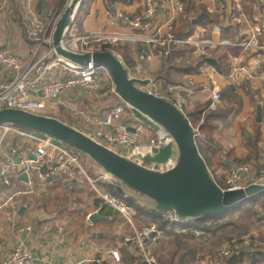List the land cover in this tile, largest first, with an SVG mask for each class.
<instances>
[{
    "label": "built area",
    "instance_id": "built-area-1",
    "mask_svg": "<svg viewBox=\"0 0 264 264\" xmlns=\"http://www.w3.org/2000/svg\"><path fill=\"white\" fill-rule=\"evenodd\" d=\"M45 1L50 2V0ZM186 2L187 0H176L172 3V9L169 11L173 15L157 27L153 23L158 9L156 0H143L144 9L138 14L131 15L118 9L112 11V20L133 29L131 34L105 30L81 33L73 22L66 30L62 43L75 52L85 53L86 51H102L103 46L115 47L124 42H131L140 46L139 58L142 61H151L162 56L168 57L173 44L180 47L189 46L191 49L183 54L187 64H191L199 57H209L213 50L226 51L229 47H240L250 51L264 49V43L261 40V35L264 33V0H255L259 9L255 20L248 17L241 0H236L235 4H220L218 9L220 14H226L228 21L246 29L243 39L238 40L206 36L205 29L192 32L185 38L177 37L173 20L184 14ZM26 4L29 12L26 15L25 35L29 41H34L37 45L29 60L25 62L17 52L1 44L2 29L0 27V66L11 69L14 73L12 78L0 81V109L19 108L33 114L46 115L48 105L56 104L61 97L60 94L73 87H79L85 94L92 96L108 92L118 99L116 104L100 114L73 108L72 113L81 118L82 124L72 126L96 142L138 164L146 163L145 166L158 171L173 167L176 164L179 148L171 132L161 124H158V130H153L139 121L134 114L130 115L127 121L124 120L128 112L127 108L131 107L122 102L110 72L105 69V72L101 73V68L104 67L96 66L93 61L83 66L58 55L52 43V36L55 23L61 14L55 13L48 19L39 14L33 0H26ZM8 5V0H0V13ZM219 28L220 26H215L213 30L217 31ZM44 46H47V49H44ZM228 56L230 57L227 74L230 82L243 84L253 79L254 73L248 61L234 54ZM209 65L212 64L203 63L199 70L204 72ZM148 80L147 84L141 83L139 86L156 96L165 97L186 114L187 102L182 92L172 87L162 89L158 80L151 78ZM209 92L207 109L220 110L223 101L220 87L215 85L209 89ZM262 101L264 102V97ZM169 143L173 145L169 161L157 163L145 159L147 155L155 156L161 147ZM89 167L92 166L88 165L86 156L81 151L66 146L54 136L26 129L19 124L5 122L0 125V189L5 188L3 191L0 190V195L5 190L7 192L15 190L10 198L16 195L36 197L58 184H63L69 189L90 188L132 227L130 232L123 234L122 242L129 244L134 253L140 254L146 264H159L152 250L165 238L164 230L157 222H151L143 228L138 227L135 209L127 201L129 192L124 189L123 197L120 198L106 191L103 186L117 187L122 185V182L104 169L95 176L88 170ZM246 171H253V166L247 162L230 168L224 178L225 183L221 186L222 189L229 191L246 188L241 179V174ZM252 178V183L264 185V169L256 172ZM161 216L164 221L180 225L189 222L187 217L174 210L161 212ZM87 220L90 222V214L87 215ZM43 228L48 230L49 226L44 224ZM25 229L31 230L32 227L30 225L20 227L18 232ZM188 230L186 226H182L177 232L187 233ZM195 232L198 237L202 235L199 230ZM263 244L264 239L260 231L251 230L242 238H235L227 243L218 256L207 257L206 264H222L226 257L231 255V248L239 250L249 247L256 250ZM7 246L3 245L0 249V264H45L38 260L24 243L12 247L9 251ZM112 252L115 259L120 261V253L116 250ZM93 262L105 264L102 257L93 259ZM80 263L82 261L74 264Z\"/></svg>",
    "mask_w": 264,
    "mask_h": 264
},
{
    "label": "crops",
    "instance_id": "crops-1",
    "mask_svg": "<svg viewBox=\"0 0 264 264\" xmlns=\"http://www.w3.org/2000/svg\"><path fill=\"white\" fill-rule=\"evenodd\" d=\"M8 1V7L0 13L1 44L13 52H17L22 60L27 62L37 45L34 41H29L25 35L26 15L29 9L26 0ZM175 1L156 0L158 9L153 21L156 27L173 15L169 9H172V3ZM51 2L55 3V8L52 7L53 3ZM61 2L62 0H50V2L33 0V4L39 14L45 17H50V15L55 13L58 14L61 9ZM142 2L143 0H120L109 7L105 0H92L90 11L81 26L75 25L81 33L105 30L131 34L134 31L133 29L112 20V11L118 9L131 15L138 14L144 9ZM235 3L236 0H195L197 8L205 7L207 11L217 15L220 20L226 23H232V21L226 19V14L219 13L220 4ZM258 12L259 9L256 6L255 13L251 16L248 12L246 13L250 19L255 20L258 17ZM184 20H186L185 14L176 17L173 20L174 30L180 29ZM233 25L237 29V35L233 40L243 39L246 29L236 23H233ZM215 26L220 25L198 24L193 32L205 29L206 36L222 38V27L220 26L217 31H214ZM261 40L264 43V33L261 35ZM123 45H128L131 49L129 59L132 62L127 65L124 60L131 76L138 79H155L159 81L162 89L172 87L182 92L187 102L186 113L200 105H207L210 94L209 89L215 85L220 87L223 93V101L219 109L223 112V115L217 121L218 125L214 134L215 142L209 143L211 149L207 150V160L211 163L210 172L219 185L224 186L226 171L237 164L247 162L253 166V171L242 173L241 179H243L244 185L251 184L254 174L264 169V102L262 101L264 97V49H261V51H250L243 50L240 47H229L226 50L228 55L240 56L251 64L254 77L247 81L250 84V88H248L245 84H233L230 82L227 74L230 56L227 59V73L219 72L214 65H209L204 72L199 70L196 73H189L176 68L171 69V65L166 64V56L158 57L152 61H142L139 58V45L124 42L120 47ZM44 49H47V46H44ZM120 57H123L122 54ZM176 61L186 68L183 54L176 56ZM168 70L170 73H167ZM217 74L220 79L217 78ZM13 75L14 73L11 69L0 66V81L10 79ZM231 84L233 87H231ZM60 95L61 97L56 104L48 105L46 115L56 117L68 125L76 126L81 125L82 120L72 113L73 108H81L85 112L100 114L112 106V99L116 98L108 92L104 94L98 93L95 96L85 94L79 87H73ZM258 107L262 108L261 122L257 121ZM227 110L230 111L226 113ZM132 114V112L128 111L124 116V120L127 121ZM257 133H260V141L256 149L253 147L252 137ZM143 164L147 165L146 163ZM59 189L63 193L70 195H72V192L83 193L82 201L70 207L74 211L70 213L65 211L61 213L56 211H51V213L40 212L49 216L45 220L40 219V213L36 214L37 216L29 217L31 219L29 224H31L32 229H25L21 232L17 230L7 240H2L0 237V249L3 245L18 246L20 243H24L30 252L45 264H74L78 261H83L80 264H92L88 259L94 256H102L105 264H139L137 257L122 242L123 234L130 225L124 221L113 207L108 206L107 208L110 210L104 208L107 214L103 215L101 210L104 207L103 204L106 203L91 195V191L77 187L69 189L63 184H61ZM48 192L54 191L50 189ZM19 210H17L18 219H25L24 210L30 211V208L25 206V209L20 214ZM93 211H98L101 216L107 218L89 222L87 215ZM44 224L49 226L48 230L43 228ZM110 233L115 238L114 240L111 238ZM112 249H117L120 252V261L114 258L111 253ZM125 249L128 251L127 255L123 252ZM133 255L136 257H134L135 259Z\"/></svg>",
    "mask_w": 264,
    "mask_h": 264
},
{
    "label": "water",
    "instance_id": "water-1",
    "mask_svg": "<svg viewBox=\"0 0 264 264\" xmlns=\"http://www.w3.org/2000/svg\"><path fill=\"white\" fill-rule=\"evenodd\" d=\"M82 1L70 0L56 21L52 36L56 53L83 66L90 61L96 66H105L113 77L122 102L131 107L134 116L153 130H158V124H161L171 132L179 148L176 164L159 171L148 168L119 155L56 117L33 114L19 108L0 109V125L5 122L19 124L29 130L54 136L68 146L89 155L105 171L117 177L122 182V185L117 186L120 193L128 186L152 199L159 212L174 210L189 221L221 213L248 197L264 192V185L258 183L249 184L243 189L223 190L211 175L207 162L200 153L196 144L195 128L192 127L188 116L165 97L156 96L138 86L139 83L147 84L149 80L130 76L123 59L115 52L106 49L79 53L63 45L64 34L74 21ZM208 16L209 14H200L193 21H202L208 19ZM258 108L257 121L261 122L262 108ZM172 152L173 145L169 143L161 147L155 156L147 155L145 159L165 163L171 159ZM22 177L26 178L25 175ZM24 209L25 206L20 207L19 214ZM48 217L47 214L40 215L43 220ZM90 217L92 222L107 218L101 216L98 211H93Z\"/></svg>",
    "mask_w": 264,
    "mask_h": 264
},
{
    "label": "trees",
    "instance_id": "trees-1",
    "mask_svg": "<svg viewBox=\"0 0 264 264\" xmlns=\"http://www.w3.org/2000/svg\"><path fill=\"white\" fill-rule=\"evenodd\" d=\"M66 1L67 0H62L60 8L63 9ZM91 1L92 0L82 1L80 9L75 16L74 24L81 26L85 17L90 11ZM105 1L109 7H111L114 2L120 0ZM242 2L244 4V9L250 16L255 13V0H242ZM185 5L186 8L184 13L186 15V20L183 21L184 23L180 29L174 30L177 37L185 38L190 36L198 24H219L223 29L222 38L227 37L230 39H235L237 35V29L234 27L233 23H226L220 20L217 15L207 11L205 7L197 8V5H195V0H187ZM200 14H209L208 19L196 22L193 21L194 17H197ZM106 49L122 54L127 65L132 62V60L129 59L131 49L128 45H123L117 48L114 46H103L102 51ZM171 49V53L166 60V64L171 65V69L176 68L177 70L196 73L199 72V68L203 63H210L214 65L219 72L227 73V51L224 52L221 50H213L209 57L196 58L191 64L184 62L186 67L184 68L183 65L176 61V56L184 54L191 48L189 46L180 47L173 44ZM168 72L170 73L169 70L167 73ZM243 84L250 88L249 82L245 81ZM117 102L118 100H116L114 104ZM127 111L132 112L131 108H127ZM228 111L230 110H227L226 113H228ZM222 115L223 112L220 110L209 111L207 109V105H200L192 111L187 112V116L192 124V127L195 128L196 144L198 145L200 153L203 156L205 162H207L209 169L211 163L207 160V150L211 149L210 144L215 142L214 134L218 125L217 121L222 117ZM259 141L260 133H257L254 137H252L253 147L256 149L258 148ZM89 170L91 173H93L91 168ZM60 186V184L55 185L51 191H55L57 189L60 190ZM103 186L106 190L112 192L116 196L120 198L123 197V194L118 191L117 187L110 185ZM53 193L54 192L43 193L41 197L37 198V200L33 202L30 201L29 203L31 205H39L43 202L46 207H49L53 202ZM72 193L77 194L80 198L78 200L81 201L82 192ZM127 201L135 209L136 223L138 227H142L144 224H149L151 222H157L166 233L165 238L161 240V242H158L152 250L159 264H196L199 259L210 256L214 258L218 256L221 248L225 244L231 242L233 239H240L253 229L264 228V192L248 197L247 199L232 205L229 209L221 213L201 216L195 218L194 221L187 222L185 225L164 221L161 216V211L159 212L156 209L155 202L144 194L141 195L135 190L129 194ZM103 205L104 207L101 210V213L106 215L107 213L104 211V208L106 209L110 205ZM71 206L74 205H70L68 202H60L58 203L56 212L61 213L65 211L70 213L74 211L73 208H70ZM28 207L31 206L28 204ZM182 226H186L189 229L187 233H182L179 231L177 232L179 227ZM131 230L132 227L130 226L125 232H130ZM196 230L202 232L200 237L196 235ZM110 236L113 240L115 239L111 233ZM127 247H129V245H127ZM231 249V255L226 257L222 264H238L241 262H248L249 264H264V245L258 250H252L251 248H240L239 250L234 248ZM123 252H125V255H127L128 251L125 249ZM132 253L137 257L136 258L133 255V258L135 257L138 259L139 264H146L142 256L134 253V251H132Z\"/></svg>",
    "mask_w": 264,
    "mask_h": 264
},
{
    "label": "rangeland",
    "instance_id": "rangeland-1",
    "mask_svg": "<svg viewBox=\"0 0 264 264\" xmlns=\"http://www.w3.org/2000/svg\"><path fill=\"white\" fill-rule=\"evenodd\" d=\"M69 2H70V0H67L66 1V3L64 4V6H63V9L61 10H59V13L60 14H62L64 11H65V9H66V7H67V5L69 4ZM51 3H53L52 4V7H54L55 8V3L54 2H51ZM56 7H57V5H56ZM58 13V14H59ZM185 14V13H184ZM51 16L52 15H50V17H47L48 19H50L51 18ZM195 18V17H194ZM74 22V21H73ZM72 22V23H73ZM71 23V24H72ZM116 48L117 47H120V45L119 46H115ZM113 51V50H112ZM113 52H115L118 56H119V58L120 59H123V57H120V55L121 54H119V53H117L116 51H113ZM123 61H124V59H123ZM152 61V60H151ZM125 63V62H124ZM105 69L106 70H108L105 66H104V68H101V73H104L105 72ZM109 71V70H108ZM129 71V70H128ZM129 75L131 76V74L129 73ZM217 76V78H219L220 76L217 74L216 75ZM133 77V76H132ZM220 79V78H219ZM138 86H139V84H138ZM116 100H118L117 98H113L112 99V102H113V104L116 102ZM112 104V103H111ZM133 113V112H132ZM186 115H187V113H186ZM60 120V119H59ZM38 132V131H37ZM39 133H41V132H39ZM43 134V133H42ZM65 144V143H64ZM66 146H67V144H65ZM69 147V146H68ZM85 156H86V162L88 163V165H91L92 167H89V169L91 168L92 169V171H93V175H98L99 174V172H101V171H103V167L101 166V165H98L89 155H86V154H84ZM88 169V170H89ZM105 170V169H104ZM90 171V170H89ZM228 171L229 170H227L226 171V173H225V175H224V178H225V176H226V174L228 173ZM252 184V183H251ZM59 185V184H58ZM61 185V184H60ZM3 189H5V188H2V189H0L1 191H3ZM126 191H128L129 192V194L131 193V192H133V190L132 189H130L128 186H125V188H124ZM84 190H88V191H91V195H94V196H96V193L94 192V191H92L90 188L88 189V188H85ZM106 190V189H105ZM0 191V192H1ZM15 191V190H14ZM14 191L13 192H11V191H9V192H7L6 190L4 191V192H2V194L0 195V205H2V207H0V237H1V239L3 240H7V239H9L10 238V236L12 235V234H14V233H16V231L18 230V229H20V227H23V226H27V225H30L31 226V224H29L30 223V221H31V219H29V217H31V216H33V215H36V214H39L40 212L42 213L43 211L44 212H49V213H51V211L53 210L54 212L56 211V208H57V206H58V203H65V202H68V204H70V205H76V203L77 204H79L80 202V200H78V199H80L79 198V196L77 195V194H74V193H72V195H70V194H66V193H63L62 192V190H55L54 191V193L52 194V204H51V206H49V207H46L45 205H44V203L42 202L41 204H35V205H31L29 202L30 201H35V200H37V198H39V197H41V195L43 194V193H40V194H38L36 197H32V196H30V197H28V196H23V197H20V195L18 196V195H16V196H14L13 198H10L13 194H14ZM107 191V190H106ZM44 193H47V190L44 192ZM83 194V193H82ZM44 195H46V194H44ZM43 195V196H44ZM84 197H86V196H84ZM97 198H99L100 199V197L99 196H96ZM74 200H77V201H74ZM102 200V199H101ZM82 201V200H81ZM28 204L31 206V207H29L30 208V211H26V210H24V212H25V215H24V217H25V219H22V218H20V219H18V215H17V210H19L20 209V207H22V206H28ZM109 205V204H108ZM80 206V205H79ZM88 208H89V206L87 207V211H88ZM85 210V211H86ZM23 212V213H24ZM117 212V211H116ZM40 213V214H41ZM92 213V212H91ZM90 213V214H91ZM118 213V212H117ZM119 214V213H118ZM37 216V215H36ZM20 220V221H19ZM90 221H92V220H90ZM145 225H148V224H144L143 226H145ZM143 226L142 227H140V228H143ZM32 227V226H31ZM254 230V229H253ZM257 230H259L260 231V233H261V236H262V238H263V236H264V231H263V228H257ZM251 232V231H250ZM249 233V232H248ZM72 234H74V233H72ZM247 235V234H246ZM122 236V235H121ZM124 244V243H123ZM124 245H129V244H124ZM226 245V244H225ZM224 245V246H225ZM264 245V244H263ZM262 245V246H263ZM223 246V247H224ZM261 246V247H262ZM12 247H15V246H13V245H11V244H8V246H7V249H8V251L10 250V249H12ZM222 247V248H223ZM221 248V249H222ZM249 248V247H248ZM129 249H130V251L132 252V249H131V246L129 245ZM252 249V248H251ZM261 249V248H260ZM112 250H116V251H118L117 249H112ZM112 250H111V253H112V255H113V252H112ZM253 250V249H252ZM256 250H258V249H256ZM119 252V251H118ZM120 253V252H119ZM153 253V255H154V252H152ZM137 254V253H136ZM138 255H140V254H138ZM102 256H94V257H91V259H88V261L90 262V263H92V264H94V262H93V259H95V258H101ZM103 258V257H102ZM115 258V257H114ZM206 258L207 257H205V258H203V259H199L197 262H196V264H206ZM104 260V259H103ZM83 262V261H82ZM105 263V262H104ZM246 264H249L248 262H245Z\"/></svg>",
    "mask_w": 264,
    "mask_h": 264
}]
</instances>
